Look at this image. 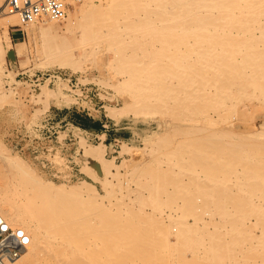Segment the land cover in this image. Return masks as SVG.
<instances>
[{"label":"rangeland","instance_id":"374dc122","mask_svg":"<svg viewBox=\"0 0 264 264\" xmlns=\"http://www.w3.org/2000/svg\"><path fill=\"white\" fill-rule=\"evenodd\" d=\"M90 1L69 33L58 22L64 41L31 40L19 19L8 28L10 49L0 38V203L32 210L45 192L40 185L64 189L60 209L84 215L75 230L87 232L85 252L116 231L101 264H264V165L257 163L264 148L253 149L264 146V0H185L186 8L182 0ZM198 66L200 76L208 71L206 82ZM213 67L223 73L218 79ZM223 76L228 81L218 84ZM201 138L213 146L200 149ZM22 176L31 180L27 191ZM184 196L195 202L182 204ZM93 228L98 235H90ZM48 248L36 259L54 264L64 256ZM60 257L56 264H68ZM41 260L34 262L48 264Z\"/></svg>","mask_w":264,"mask_h":264},{"label":"bare ground","instance_id":"6f19581e","mask_svg":"<svg viewBox=\"0 0 264 264\" xmlns=\"http://www.w3.org/2000/svg\"><path fill=\"white\" fill-rule=\"evenodd\" d=\"M2 1H4V2H1L0 1V4L3 6V7H5V5H6V3H7V0H2ZM158 1V0H157ZM185 0H182V5L183 6H185L184 8H186V3L184 2ZM90 0H89V4H90ZM238 2H240V1H238ZM221 3H222V1H221ZM238 4V3H237ZM87 5H88V0H84L83 1V3H81L80 4V7H79V12L77 13V12H75L73 9L74 8H76L77 6H79V4L78 5H76L74 8H72V9H69V11H68V13H67V17L64 19L66 22L65 23H67V24H65V26H66V31L69 33L70 31H71V29H70V27H71V21L72 20H74V19H85L86 18V13H87ZM236 9H237V7H236ZM2 14H6L5 16H3V19H1V21H0V29L2 30V33H1V36H0V38H1V40L3 41V42H5V44H6V47H7V49H10L12 46H11V39H10V37H9V33H8V28L9 27H13V26H16L17 24H18V16L16 15V14H9V13H7V12H1L0 13V16L2 15ZM29 26V29H28V31L26 32V35L28 36V38H31V40H35V38L36 37H51V38H57V39H60V40H63L64 41V39H65V37H64V35H60L59 34V32H58V30H59V25H58V22H56V21H50V20H48V19H43V20H41L40 22H37V23H33V24H30V25H28ZM66 32V33H67ZM21 34V33H20ZM65 34V33H64ZM0 40V41H1ZM24 48V46L23 45H21V46H19V48L18 49H23ZM0 52H4V49H3V47H2V44H1V42H0ZM214 59V58H213ZM216 59H218V58H216ZM219 59H221V58H219ZM251 59V58H250ZM259 59V58H258ZM206 60V59H205ZM257 60V59H256ZM253 61H254V59H253ZM258 61V60H257ZM1 63H3V58H2V60H1ZM0 63V64H1ZM252 64V63H251ZM250 64V65H251ZM229 65V64H228ZM239 65V64H238ZM202 68L204 67L205 69H207L208 71L209 70H211V69H209L210 67H211V65H210V67H208L209 65H207L206 66V64H204V65H200ZM200 66H198V71L197 70H195V71H197L198 73H199V76H200V72H202V68H200ZM215 66V65H214ZM218 66H220V65H218ZM225 67H226V65H224ZM224 66H220V68L219 67H217V66H215V67H217V68H219L220 70H224V72L225 73H227L228 72V70H230V69H228V68H226V69H228L227 71H226V69H224L225 67ZM231 66V65H230ZM236 66V65H235ZM240 66V65H239ZM257 66H259V65H257ZM189 67H191V66H189ZM196 67V66H195ZM208 67V68H207ZM215 67H213V68H215ZM223 67V68H222ZM237 67V66H236ZM236 67L234 68L233 66H231V68L233 69H235L236 71H237V69H236ZM247 67H249V66H247ZM253 67V66H252ZM252 67H249L250 69L252 68ZM201 69V71H200V69ZM217 68H215L216 70H215V73H217V72H219L218 74L219 75H216V77H217V79H218V76H221V75H223V73L221 74V71H218V69ZM259 68H261V69H259ZM257 67L256 68V66H255V68H254V73L252 72V74H255L256 72L257 73H259L260 71L259 70H261L262 72H261V75H262V73H264V65H262V66H260V67ZM204 69V70H205ZM240 69L242 70V67H240ZM245 69V68H244ZM246 69H248V68H246ZM245 69V70H246ZM257 69H259V70H257ZM194 70H193V73H194ZM207 71V72H208ZM212 71V70H211ZM210 71V72H211ZM232 71L234 72V70H231V71H229V72H231L232 73ZM259 71V72H258ZM197 72L194 74V76L197 74ZM204 72V71H203ZM207 72H206V70H205V73H203L204 75L205 74H207ZM228 72V73H229ZM243 72V71H242ZM241 72V73H242ZM250 72V71H249ZM245 73H247V72H245ZM245 73H244V76H245ZM256 73V74H257ZM155 74L156 73H154V76H155ZM203 74H201L203 77H204V75ZM221 74V75H220ZM239 74H240V72H239ZM248 74V73H247ZM255 74V75H256ZM156 75H158V76H160L159 74H156ZM193 75V74H192ZM211 75H214L213 74V72L211 73ZM228 75V74H227ZM236 75V74H235ZM243 75V74H242ZM257 75H259V74H257ZM260 75V76H261ZM198 76V75H197ZM202 76H200L201 77V79L203 78ZM206 76H208V75H205V77ZM215 76V75H214ZM229 76V75H228ZM238 76V75H237ZM237 76H234L235 77V79L237 80V79H240L241 80V78H243V76H241V77H237ZM251 76V75H250ZM253 76V75H252ZM259 76V77H260ZM157 77V76H156ZM211 77H213V76H211ZM216 77H215V79H216ZM230 78H232L231 76H229ZM233 77V78H234ZM247 77V76H246ZM232 78V80L231 79H229L230 81H231V83H233L235 80ZM245 78V77H244ZM258 78V77H257ZM262 78H264V77H262ZM204 79H206V80H208L207 79V77L206 78H203L202 80H204ZM215 79H213V80H215ZM216 79V80H217ZM222 79H224V76L223 77H221V79L220 80H222ZM228 79V78H227ZM226 79V77H225V82H227L228 80ZM200 80V79H199ZM202 80H200L201 82H202ZM206 80H204L205 82H206ZM211 80V79H210ZM220 80H218V84H219V82H222L223 83V80L222 81H220ZM233 81V82H232ZM242 81V83L245 81H243V80H241ZM215 82V81H214ZM213 81H212V83H214ZM237 82V81H236ZM194 83H196V82H194ZM204 82H202V84H203ZM208 83V82H207ZM211 82H210V84H212ZM217 83V82H216ZM235 83V82H234ZM245 83H246V81H245ZM244 83V84H245ZM249 83V82H248ZM206 84V83H205ZM236 84H238V83H236ZM241 84V83H240ZM239 84V85H240ZM207 85V84H206ZM214 85H217V84H215L214 83ZM225 85V84H224ZM224 85H221V86H224ZM228 85V84H227ZM243 85V84H242ZM161 86V85H160ZM195 86V85H194ZM205 86V85H204ZM220 86V85H219ZM219 86H217V89H218V87ZM157 87H159V86H157ZM164 87V86H163ZM162 87V88H163ZM160 88V87H159ZM159 88H158V90H159ZM200 88V87H199ZM220 88V87H219ZM165 89H167V88H165ZM195 89V88H194ZM216 88H214V90H215ZM222 89V88H221ZM225 89V88H224ZM227 90V89H226ZM161 91H164V88H163V90L161 89L159 92H161ZM189 91V90H188ZM190 91H192V90H190ZM194 91V90H193ZM196 91V90H195ZM195 91H194V93L193 94H195ZM205 91V90H204ZM204 91H202V93L204 92ZM221 91H223V90H221ZM225 91H223V93H224ZM12 93H15L14 91L12 92ZM187 94H188V92H186ZM197 93V92H196ZM206 93V92H205ZM208 93V92H207ZM190 95H192V92H190L189 93ZM201 94V93H200ZM211 94V93H210ZM220 94V93H219ZM226 94V93H225ZM207 95V94H206ZM222 95V94H221ZM224 95V94H223ZM187 96V95H186ZM201 96V95H200ZM188 97V96H187ZM193 98V97H192ZM202 98V97H201ZM189 99H191V96H190V98ZM195 99H198V98H195ZM209 99V98H208ZM222 99V98H221ZM185 100H187V99H185ZM202 100V99H201ZM206 100V99H205ZM225 100V99H224ZM188 101V100H187ZM186 101V103H188ZM191 101V100H190ZM199 101V100H198ZM198 101H196V104L197 103H199ZM202 102V101H201ZM205 102H207V101H205ZM209 102V101H208ZM218 102V101H217ZM224 102V101H223ZM212 103V102H211ZM214 103V102H213ZM150 104V103H149ZM149 104L147 105V106H149ZM189 105H190V103H188ZM193 104V103H192ZM200 104H202V103H200ZM207 105H209V103H206ZM206 104H202V105H206ZM221 104V103H220ZM194 105V104H193ZM202 105H200V106H202ZM211 105V104H210ZM224 106H225V104H223ZM230 106V105H229ZM146 107V106H145ZM150 107H153L152 105L150 106ZM208 107V106H207ZM219 107H223V106H219ZM148 108V107H147ZM155 108V107H154ZM196 108V107H195ZM209 108V107H208ZM217 108V107H216ZM223 108H225V107H223ZM223 108H222V110H223ZM152 109V108H151ZM199 109V108H198ZM203 109V108H202ZM231 109V108H230ZM230 109H228V110H230ZM150 110V109H149ZM214 109H213V107H212V111H213ZM219 110H220V108H219ZM232 110V109H231ZM231 110H230V112H231ZM235 110V109H234ZM199 111V110H198ZM215 111H216V109H215ZM215 111H213V112H215ZM238 111V110H237ZM149 112H151V110L149 111ZM217 112V111H216ZM216 112H215V114H216ZM225 112H226V108H225ZM224 112V113H225ZM156 113H159V112H156ZM223 113V112H222ZM144 115V114H143ZM218 115H220V116H222L221 114H218ZM216 116L217 118H219L220 116ZM226 115V114H225ZM207 116V115H206ZM211 118V117H210ZM221 118V117H220ZM216 119V118H215ZM205 119H203L202 121H204ZM208 120V122L209 123H207V124H209L210 125V121H209V119H207ZM207 120H205V121H207ZM222 119H220V121H221ZM199 121V120H198ZM234 121H235V119H234ZM235 122H237V121H235ZM212 123H213V121H212ZM215 123V122H214ZM213 123V124H214ZM227 123H229V121L227 122ZM200 125V123L198 122L197 123V121L195 122V123H193V126H195V127H198V129L200 130V128H202V127H199V125ZM204 124H205V122H204ZM204 124H203V126H204ZM207 124H206V126H207ZM222 124V123H221ZM225 124V123H224ZM232 124V123H231ZM240 125V123H237V125ZM168 125V124H167ZM166 125V126H167ZM230 125V124H229ZM223 126V125H222ZM226 126V125H225ZM233 126H236V124L234 123V125ZM190 127H192V126H190ZM189 127V129H191ZM195 127H194V129H195ZM213 127V126H212ZM193 128V127H192ZM207 128V127H206ZM209 128V127H208ZM214 128V127H213ZM168 129V128H167ZM194 129H192V130H194ZM196 130V129H195ZM209 131V130H208ZM190 132H192L191 130H190ZM205 132V131H204ZM214 132V131H213ZM234 132L232 131V134H233ZM247 133V132H246ZM214 134V133H213ZM221 134H224L223 132L221 133ZM234 134H236V133H234ZM209 135V134H208ZM231 135V134H230ZM217 136V135H216ZM215 136V137H216ZM222 136V135H221ZM226 136V135H225ZM234 136V135H233ZM212 137H214V136H212ZM212 137H208V139L209 138H212ZM218 137H219V135H218ZM260 137H262V136H260ZM197 138V137H196ZM199 138V137H198ZM203 138V137H202ZM201 138V139H202ZM206 138V137H205ZM217 138V137H216ZM226 138H228V135L226 136ZM230 138V137H229ZM229 138H228V140H229ZM213 139V138H212ZM211 139V140H212ZM215 139V138H214ZM219 139V138H218ZM225 139V138H224ZM203 141L202 142H204V143H201V146H203L202 144H204L205 145V143L208 141V142H211V140L209 141V140H207L206 142L204 141V139H202ZM227 140V139H226ZM198 141V140H197ZM219 141V140H218ZM223 141V140H222ZM234 141V140H233ZM240 141V140H239ZM148 142V141H147ZM199 142H201V140L200 141H198L197 143L198 144H200ZM207 142V143H208ZM212 144L214 145V142L215 141H213L212 140ZM217 142V141H216ZM220 142V141H219ZM226 142V141H225ZM232 142V141H231ZM218 143V142H217ZM217 143H215L216 145H218ZM223 143V142H222ZM222 143H220V144H222ZM229 143L230 142H228V145L227 146H229ZM234 144H236L235 142H233ZM239 143V142H238ZM242 143H244V142H242ZM211 143H209L208 145H211V146H213ZM232 144V143H231ZM230 144V145H231ZM234 144H232V146L234 145ZM254 144V143H253ZM253 144H252V146H253ZM196 145V147H197V144H195ZM208 145H206L205 147L203 146V147H200V146H198V147H200V149L201 148H206ZM215 145V146H216ZM210 146V147H211ZM214 146V149H216L217 148V146L215 147ZM219 146V145H218ZM232 146H230V147H232ZM241 145L239 144V146H237V144L235 145V147L234 148H236V147H240ZM251 146V147H252ZM257 146H259L260 148H256L255 149V147L253 146V149L254 150H257V149H259L258 151L260 152V149H262V148H264V146H262V145H257ZM219 147H221V145L219 146ZM245 147V146H244ZM223 149H224V147H222ZM225 148H227V147H225ZM233 148V149H234ZM232 149V148H231ZM233 149L231 150L232 152H233ZM237 149V148H236ZM220 150H222V149H220ZM230 150V149H229ZM250 150H251V148H250ZM218 151H219V149H218ZM231 151H230V153H231ZM235 151V150H234ZM240 151V150H239ZM215 152V151H214ZM217 152V151H216ZM221 153L223 152V151H220ZM220 152H219V154H220ZM256 152V151H255ZM226 153H228V151L226 152ZM229 154V153H228ZM227 154V155H228ZM233 154L234 155H236V153H234L233 152ZM239 154H240V152H239ZM262 155L260 156V159H259V161L257 162V163H259L260 165H264V153H261ZM212 155V154H211ZM221 155V154H220ZM224 155H226V154H224ZM213 157H214V155H212ZM216 156H218V155H216ZM258 156V155H257ZM212 157V158H213ZM222 157H226V156H222ZM228 157H229V155H228ZM234 157V156H233ZM223 158V159H224ZM229 158H231V157H229ZM211 159V158H210ZM228 159V158H227ZM258 159V158H257ZM239 160V159H238ZM205 161H207L208 162V159L207 160H205ZM205 161H203L204 162V164H206L205 163ZM215 161V160H214ZM213 161V162H214ZM207 165V164H206ZM14 177H15V175H14ZM13 179V178H12ZM20 179V180H19ZM18 179V183H19V186L21 187V191H22V189H28V188H31V184H29L30 183V179H28L26 176H22L21 178H19ZM3 181V180H2ZM16 182V183H17ZM14 183V182H13ZM6 185V184H5ZM40 185V184H39ZM7 186V185H6ZM11 186H12V184H11ZM41 186H43V188H41V189H43V191L45 190V192L43 193V194H39L38 195V198H37V202H36V204H33V206H35L32 210L29 208V206L27 205V203H25L24 204V207L23 206H20V207H18V208H14V207H8L7 206V208H4V207H6L4 204H2V202L0 203V211L1 210H3V209H5V211H6V214H7V216H8V218H9V224L11 225V226H14V227H18V228H22V229H24L25 230V232L26 231H28V235H29V237H30V243H29V245L27 246V248H26V257L24 258H22V255L20 256V258L19 259H17L14 263H12V264H34L35 262V260L37 261V263H38V261L39 260H41V259H39V260H37L36 258H37V256H36V252L38 253V254H41L42 253V251L41 250H43L44 248H47V247H49V248H51L52 250L54 249V248H58V251H60L59 249H61V254H63L64 256H62V255H54L51 251H49V252H51V255H52V258L54 257L55 258V256H56V258L58 259V261H59V257L61 256L62 257V261H63V259H66L67 257H66V251H70V253H71V255L69 256L68 254V258H67V261H68V264H101V261H102V258H103V254H105L106 252H107V250H108V248H109V246H111V244L112 243H114V241L116 240V234H115V229L111 226L112 224H108V225H110L109 227H111V229L113 228L114 230H112V232H111V230H110V232H111V234H109V235H107L104 239H102L104 242H105V244H106V246H105V244H103L102 245V243H101V241H99L101 244H99V246L98 245H96L95 244V246H98V247H100V249L98 250V249H96L95 248V246H94V249H91L90 247H87V248H85L86 249V252L84 251V238L82 239V237H83V235H85L86 233H85V231L82 233L81 232V230H79V232L82 234V235H80V233L79 232H77L76 230H75V228L77 229V226L80 224V223H82L83 221H82V216H84V215H82L81 214V216H80V213L79 212H77L76 211V209H74V208H72L70 211H68V212H66V211H64V210H62V209H60L61 208V206H64L65 205V203H61V200H64L65 198L64 197H66V195H65V190L63 189V190H61L60 192H57L56 190H54V188L51 186V185H49V184H44V185H40V187ZM14 187V186H13ZM6 189V188H5ZM14 189H16V188H14ZM25 191H27V190H25ZM22 195H25L24 193L22 194ZM214 196V195H213ZM218 196V195H217ZM185 197V198H184ZM183 197V199H181L183 202H182V204L184 203V202H188L187 204H192V202H195V200H193V199H191L190 200V202H189V199H188V197L187 196H184ZM51 198H54L53 200L54 201H52L51 200ZM219 198V197H218ZM1 199V198H0ZM187 199V200H186ZM213 199V198H212ZM225 200V202L227 201L226 200V198H224ZM233 199V198H232ZM185 200V201H184ZM207 200V199H206ZM214 200V199H213ZM221 200V199H220ZM237 200H239V199H237ZM0 201H2V200H0ZM192 201V202H191ZM218 201H219V199H218ZM232 201V200H231ZM241 201V200H240ZM239 201V202H240ZM213 202V201H212ZM216 203H217V201H215ZM235 202V201H234ZM214 203V202H213ZM212 203V204H213ZM220 204H221V201L219 202ZM237 203V202H236ZM218 204V203H217ZM222 204H224V203H222ZM233 204V203H232ZM235 204V203H234ZM184 205H186V203L184 204ZM214 205V204H213ZM227 205V204H226ZM236 205V204H235ZM220 206V205H219ZM224 206V205H223ZM222 206V207H223ZM29 208L31 211H28L26 208ZM174 211V210H173ZM4 212V211H3ZM31 212H35V213H31ZM0 214H1V212H0ZM95 215H97V213L95 214ZM95 217V216H94ZM167 217V216H166ZM168 217H170L169 215H168ZM81 218V219H80ZM0 219H3L4 220V218H3V216H1L0 215ZM80 219V220H79ZM107 219V218H106ZM85 220V222H86V220L87 219H84ZM6 221V220H5ZM11 221V222H10ZM106 221L107 220H105V223H106ZM7 222V221H6ZM88 222V221H87ZM15 224V225H17V226H15V225H13V224ZM77 223H78V225H77ZM111 223V222H110ZM107 226V225H106ZM92 228V227H91ZM107 228V227H106ZM94 229H96V228H93V229H90L91 231V233L92 234H90V232H88L90 235H98V232L100 231V230H94ZM98 229V228H97ZM109 229V228H108ZM86 230V229H85ZM105 230V229H104ZM87 231V230H86ZM113 231H115V232H113ZM94 232H95V234H94ZM105 232H108V233H110L109 231H105ZM27 233V232H26ZM107 233V234H108ZM87 235V234H86ZM106 234L104 233V236H105ZM86 237V236H85ZM94 237V236H93ZM92 237V238H93ZM102 237H103V235H102ZM119 237V236H118ZM96 238H97V236H96ZM115 238V239H114ZM58 239V241L57 242H55V240H57ZM60 239V240H59ZM86 239H87V237H86ZM95 239V238H94ZM99 239H101V237L99 238ZM96 241H97V239L95 240V243H96ZM102 241V242H103ZM118 241V240H117ZM88 240H87V244H88ZM103 242V243H104ZM55 243V244H54ZM91 243V242H90ZM115 244V243H114ZM102 245V246H101ZM48 248V249H49ZM87 249H89V252H88V250ZM91 250V251H90ZM38 251H41V253L40 252H38ZM47 252H48V250H46ZM53 251H56V250H53ZM46 252V254H48ZM45 253V252H44ZM46 254H45V256H46ZM50 254V253H49ZM42 255V254H41ZM44 255V254H43ZM25 256V255H24ZM49 257H50V255H49ZM61 257H60V260H61ZM64 257V258H63ZM40 258V257H39ZM48 258V257H47ZM46 258V260L48 261V259ZM53 258V259H54ZM35 259V260H34ZM49 259H51V257L49 258ZM57 259H54L53 261H55V262H53L52 261V263H54V264H56V261H57ZM126 260H127V258H125ZM43 260V259H42ZM41 260V261H42ZM125 260V261H126ZM131 260V259H130ZM141 260H143V261H145L143 258L141 259H139L138 261H141ZM64 261H66V260H64ZM64 261L63 262H60V263H64ZM142 261V262H143ZM40 262V261H39ZM43 262H46V261H44L43 260ZM37 263H35V264H37ZM46 263H48V262H46ZM66 264H67V262H65ZM40 264V263H39ZM42 264H45V263H42ZM49 264V263H48ZM50 264H51V262H50ZM58 264V263H57ZM124 264V263H123ZM125 264H127V263H125Z\"/></svg>","mask_w":264,"mask_h":264},{"label":"built area","instance_id":"2783aa9c","mask_svg":"<svg viewBox=\"0 0 264 264\" xmlns=\"http://www.w3.org/2000/svg\"><path fill=\"white\" fill-rule=\"evenodd\" d=\"M82 0H7L5 7L0 4V13L16 14L22 25H30L43 19L62 22L69 9L80 4ZM40 82L34 84L37 89ZM54 134V133H53ZM61 178L60 172L55 173ZM30 237L24 229L11 226L0 219V264H12L25 253Z\"/></svg>","mask_w":264,"mask_h":264},{"label":"crops","instance_id":"0c3cea01","mask_svg":"<svg viewBox=\"0 0 264 264\" xmlns=\"http://www.w3.org/2000/svg\"><path fill=\"white\" fill-rule=\"evenodd\" d=\"M16 34H19V32L11 31L10 36H11V38L13 40H14V38H16L17 40L20 39V36L19 35H18V37H15ZM86 132L89 135L96 136L98 138H101L103 136L105 140H109L110 137H111L110 134H109V132L107 130H102V131H99V132H95V131L89 129ZM113 140H116V139H113ZM64 156L65 157H70L69 154L66 153V152L64 153ZM40 165H41V168L42 169L46 170V172H49L50 174H55L56 171H57V169L53 165H51L50 163H48V162H41Z\"/></svg>","mask_w":264,"mask_h":264}]
</instances>
